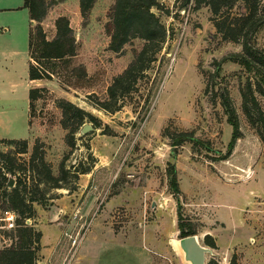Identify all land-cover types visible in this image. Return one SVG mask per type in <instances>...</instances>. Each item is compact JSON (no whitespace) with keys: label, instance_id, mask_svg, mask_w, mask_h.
<instances>
[{"label":"rangeland","instance_id":"1","mask_svg":"<svg viewBox=\"0 0 264 264\" xmlns=\"http://www.w3.org/2000/svg\"><path fill=\"white\" fill-rule=\"evenodd\" d=\"M113 1L97 0L85 24L78 0H57L49 8L43 23L46 37L51 39L55 34L53 17L66 13L76 39V54L56 61L50 68V77L39 81V87H32L42 90L30 108V131L26 111L21 108L25 87L15 89L16 93L8 90L0 94V138L27 139L29 150L39 138L55 175L68 151L66 168L89 164L90 171L98 168L99 176L101 165L105 166L103 173L107 176L100 186H93L91 179L80 187V174L75 181L71 178L69 185L75 186L72 191L47 190V195L53 197L75 191L79 210L89 195L95 197L88 212L98 214L91 219L90 215L76 219L77 224L67 227L63 234L62 241L69 244L72 252L76 248L75 254L81 244L86 247L97 243L93 241L95 236L110 237L100 227L102 209L110 200L113 208L103 219L105 229L126 238H139L151 252V264H188L171 243L180 236V218L209 248L205 264H264V151L247 122L240 95L248 82L254 88L258 76L242 61L247 60L242 56L241 44L245 29L240 28L242 33L233 40L223 37L213 25V20H222L220 15L227 16L237 30L235 20L245 12L243 1L231 0L221 8L222 13L213 16L205 4H188L182 9L181 0H159L161 7H153L152 11L165 26L166 38L155 60L138 79L136 90L124 99L118 111L108 112L94 106L92 100L106 98L113 76L144 44V40L134 38L121 54L107 49L109 37L104 24ZM3 18L23 24L20 10L10 11ZM22 36L18 37L20 48L26 41ZM251 45L264 51V25L253 32ZM21 66H17L16 79L24 77ZM219 92H225L229 100L238 137L232 138V126ZM253 95L264 117V97L255 89ZM58 98L73 102L94 117V121L85 119L82 124L94 129L82 134L81 126L72 148L64 142L66 131L61 127V111L55 103ZM179 132L191 133L198 142L174 144L172 135ZM0 148L9 147L0 142ZM28 156L29 153L23 158ZM170 163L176 167L178 194L170 189L167 178ZM97 176L92 177L94 181L99 179ZM45 202L46 206L35 204L43 209L53 204L51 200ZM3 212L0 210V218ZM39 215L46 229L42 213ZM4 224L0 220V229L7 230ZM206 234L214 247L206 244ZM9 242L6 238L2 245Z\"/></svg>","mask_w":264,"mask_h":264},{"label":"trees","instance_id":"2","mask_svg":"<svg viewBox=\"0 0 264 264\" xmlns=\"http://www.w3.org/2000/svg\"><path fill=\"white\" fill-rule=\"evenodd\" d=\"M96 1L78 0L83 24L87 22ZM230 1L181 0L180 7L183 9L188 4H193L194 7L205 4L210 13L216 16L223 12L221 8L226 7L227 2ZM242 1L245 12L240 19L235 20V25H238L237 30L232 28V22L227 19V16L220 15L222 20H213V25L223 37H231L230 39L233 40L242 33L239 32L240 28L241 31L245 29L241 44L242 56H245L247 60L242 61L247 63L248 67H252L258 79L254 88H252L253 84L248 82L240 90L241 104L247 122L254 129L264 151V117L253 95L255 89L264 97V51L251 45L253 32L259 26L264 25V3H257L256 0ZM56 2L57 0L23 1L22 7L27 8L32 23L28 43L30 57L28 76L31 80L50 77L52 73L50 70L55 66L56 61L65 60L76 54V39L67 16H57L54 20V36L51 39L46 37L42 21L49 8ZM153 7H161L159 0H114L108 9L107 21L104 24L105 32L109 37L108 50L121 54L125 45L134 38L144 40V44L134 53L128 65L113 76L106 88V98L92 100V104L97 108L108 112L118 111L123 106L124 99L136 90L138 79L155 60L154 55L160 50L166 38V28L152 11ZM82 71L85 73L84 69ZM39 90L42 89L31 88L29 90L30 108L33 106V101L37 99ZM219 97L226 110L227 121L232 126V138L238 137L236 123L225 92H219ZM55 103L61 111V127L66 131L64 142L72 148L75 144V133L80 129L84 120L92 122L94 117L67 99L58 98ZM171 139L175 142L174 144L184 141L198 142H195L189 132H179L176 136L173 134ZM0 142L9 147L6 150L0 148V210L13 211L16 215L14 227L7 230L0 229L1 242H4L6 238L10 240L8 244L0 247V264H37L41 232L32 222L36 215L34 204L46 206V200L56 197L47 195L48 188H67L69 191L75 189V186L69 185L71 178L75 181L80 174L89 172L91 165L81 163L79 166L71 165L66 168L65 161L69 154L68 151L60 161L58 174L55 175L52 173L50 163L45 159V146L39 138L35 139L30 150L27 139L1 138ZM28 153V158H23ZM166 171L167 178L170 180V189L174 194H178L175 165L168 164ZM9 177L14 178L12 187L7 186ZM27 220L31 222L27 223ZM178 229L179 237L195 234L191 225L181 218L178 220ZM205 242L214 247L213 240L207 234ZM206 264H214V262L209 261Z\"/></svg>","mask_w":264,"mask_h":264},{"label":"crops","instance_id":"3","mask_svg":"<svg viewBox=\"0 0 264 264\" xmlns=\"http://www.w3.org/2000/svg\"><path fill=\"white\" fill-rule=\"evenodd\" d=\"M24 0H0V94H5V91L15 92V89L19 87H25V104L21 105V108L26 111L27 128L30 131V107H29V90L32 87H39L42 79H29V30L31 27V20L27 8L22 7ZM13 10H20L23 17V24H19V21L5 20L3 15ZM65 15L66 13H59L53 17V23L57 16ZM48 16V12L44 19ZM42 21V26L44 23ZM22 31V32H21ZM19 34H21L23 41L22 48L19 45ZM53 37V36H52ZM48 39V38H47ZM22 64L21 68L24 73L23 79H16L14 75L16 73L17 66ZM26 75V78H25ZM35 82V86H31V83ZM16 93V92H15ZM1 139V138H0ZM101 171L97 176V169L93 168L88 173L80 175L79 185L85 186L92 179L93 186H100L106 177V173H103L105 166L101 165ZM99 178L94 181L92 177ZM79 187V189H80ZM76 192L58 193V196L52 199L53 204L50 207L43 209L40 205H34L35 218L32 220L34 226L41 232L40 249L38 251L37 264H151L152 255L150 250L145 244H142L140 239L133 236L126 238L120 233H115L113 230L107 231L103 224V219L113 208L112 202L109 200L105 202L102 209L103 216L100 220V227L103 234H110V237L99 238L98 236L93 238V241L97 243H91L92 248L83 247L80 245L77 248L78 254L72 252L67 242H63V234L68 229L67 227L77 224L76 219H86L90 213L88 212L93 203L95 197L92 195L86 199L84 206L81 210L77 209L76 205ZM93 194V193H91ZM111 202V204H110ZM42 211V212H41ZM42 213L44 225L46 229L42 227L40 221ZM98 214V213H95ZM91 214L90 219L95 215ZM67 217L65 218V216ZM1 219V218H0ZM65 219L69 220L66 222ZM30 223V222H29ZM88 227V226H87ZM87 230V229H86ZM86 232V231H85ZM85 234L84 239L89 234ZM101 237V236H100ZM83 239V240H84ZM82 240V239H81ZM81 242V241H80ZM2 245L0 239V247ZM73 254H75L73 256Z\"/></svg>","mask_w":264,"mask_h":264},{"label":"water","instance_id":"4","mask_svg":"<svg viewBox=\"0 0 264 264\" xmlns=\"http://www.w3.org/2000/svg\"><path fill=\"white\" fill-rule=\"evenodd\" d=\"M94 128L90 124H84L80 132L86 134L92 131ZM14 185V178L9 177L7 186L12 187ZM177 241L178 250L182 254L184 262L188 264H205L206 253L209 252V248L202 245L196 234H190L182 237L173 238Z\"/></svg>","mask_w":264,"mask_h":264},{"label":"built area","instance_id":"5","mask_svg":"<svg viewBox=\"0 0 264 264\" xmlns=\"http://www.w3.org/2000/svg\"><path fill=\"white\" fill-rule=\"evenodd\" d=\"M15 217L16 215L13 211L6 210L3 212V216L1 217L0 220L5 221L4 227H6L7 229H10L14 227ZM26 222L29 223V220H27ZM74 241L75 240L73 239V243Z\"/></svg>","mask_w":264,"mask_h":264},{"label":"bare ground","instance_id":"6","mask_svg":"<svg viewBox=\"0 0 264 264\" xmlns=\"http://www.w3.org/2000/svg\"><path fill=\"white\" fill-rule=\"evenodd\" d=\"M171 243H172V245H173L175 248L178 249L176 239H172V240H171Z\"/></svg>","mask_w":264,"mask_h":264}]
</instances>
